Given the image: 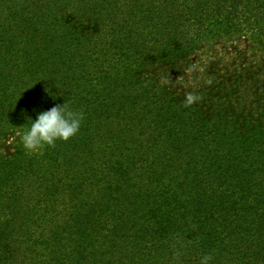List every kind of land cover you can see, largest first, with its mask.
Instances as JSON below:
<instances>
[{"label": "trees", "instance_id": "1", "mask_svg": "<svg viewBox=\"0 0 264 264\" xmlns=\"http://www.w3.org/2000/svg\"><path fill=\"white\" fill-rule=\"evenodd\" d=\"M122 1L0 0V264H264V0Z\"/></svg>", "mask_w": 264, "mask_h": 264}, {"label": "clouds", "instance_id": "2", "mask_svg": "<svg viewBox=\"0 0 264 264\" xmlns=\"http://www.w3.org/2000/svg\"><path fill=\"white\" fill-rule=\"evenodd\" d=\"M49 92L55 93L47 89L48 95L53 97ZM28 118L31 123L20 139L25 150L34 152L45 145L54 146L57 140L67 141L75 136L83 117L81 113L69 110L63 103L38 112L35 119ZM210 260L211 257L205 255L201 258L200 264H209Z\"/></svg>", "mask_w": 264, "mask_h": 264}, {"label": "rangeland", "instance_id": "3", "mask_svg": "<svg viewBox=\"0 0 264 264\" xmlns=\"http://www.w3.org/2000/svg\"><path fill=\"white\" fill-rule=\"evenodd\" d=\"M47 2H48V0H40V2H35L30 8L26 9V10L20 15L21 19L23 20L22 24L19 23V22H20V18L18 17L19 19L16 21L15 24H13V29H14V30L18 29V31H17V36H18L19 38H25V40H26V39H28V38H31V36H33L35 32H37V33H35V34L39 35V34H42V33H43V30H44V29H45V31H46L47 26H46V25H41V24L39 23V19H35V21L32 22V25H31L30 27H29L30 24L28 25V24L25 22V20H26L27 16H31V15L40 16V15H41V11H38V12H33V11L40 10V8L45 9V3H47ZM125 2L128 3V7H129V4H133V3H132V0H124V1H122L121 3L124 4ZM42 3H43V4H42ZM143 6H144V5H143ZM143 6H142V7H143ZM17 7H18V6H17ZM14 8H16V7H14ZM143 8H144V7H143ZM3 10H6V11H7V8H5V6H4ZM6 11H3V16H4V17L7 16ZM144 24H145V26H144ZM147 25H151V23L144 22L143 25H142V28L145 29V30H144V33H147V28H146ZM15 26H16V27H15ZM149 30H151V29H149ZM16 39H17V38H16ZM18 40H19L20 43L22 42L21 39H18ZM247 40H248V38H247V39H244L241 43H239V42H237V41H234L233 43H230V44H224L223 47L227 46V47H229V49H230L231 47H233V48H238V46H243L244 43H245ZM233 48L231 49V51H234ZM220 49H221V46H219V47H217L216 49H214V52H215L214 55H220V54H221V51H222V50H220ZM262 55H263V52H262ZM262 55H260L256 60L262 61V59H263V56H262ZM197 58H198V60H204L203 63H205V62H207V61L209 60L210 55H205L204 53H201V52H200V53H198ZM203 63H202V61H201L200 65H199L200 68L202 67V64H203ZM12 143H13V141H11L10 143H8V146H9L10 144L12 145Z\"/></svg>", "mask_w": 264, "mask_h": 264}]
</instances>
